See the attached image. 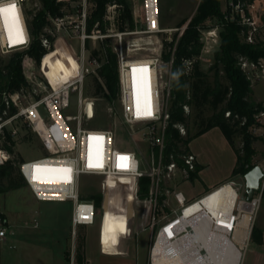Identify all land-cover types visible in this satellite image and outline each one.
Returning a JSON list of instances; mask_svg holds the SVG:
<instances>
[{
	"label": "built area",
	"instance_id": "obj_1",
	"mask_svg": "<svg viewBox=\"0 0 264 264\" xmlns=\"http://www.w3.org/2000/svg\"><path fill=\"white\" fill-rule=\"evenodd\" d=\"M9 1L15 0H0V4ZM17 1L20 3L17 9L21 12L25 0ZM140 5L139 9L132 11L134 30L124 33L112 30L106 35L94 30L87 33L86 21L93 7L88 0H77L71 14L55 18V31L47 32L55 39L60 33H65L70 24L76 23L75 39L79 45L75 58L76 73L73 78L52 84L42 66L37 69L30 58L24 57L22 70L27 85L17 93L4 94V105L7 108L12 106L16 111L4 120L0 118V137L7 130L16 141L18 131L13 124L21 120L36 135L44 155L19 162L18 174L36 201L72 203L70 223L73 230L98 222L103 234V210L108 186L111 183L123 184L129 208L126 224H136L138 232L150 234L148 264H243L260 196L255 193L247 200L244 190L245 198L239 199L240 188L231 180L193 199H188L179 190V185L190 182L197 174L198 161L189 150V144L178 154L166 150L171 62L164 64L158 51L150 56L129 57L123 42L126 36L162 35L171 30L160 26L158 0H141ZM233 9L239 15L240 23L248 27L246 42L253 43L257 30L254 19L246 16L237 6ZM114 15V6L107 7L105 19L112 22ZM225 19L232 20V13ZM187 23L176 29L178 38ZM107 37L115 39L113 51L117 57L119 117L134 151L118 146L114 127H91L95 117V98L85 96L84 85L87 78L96 74L100 63L89 56L85 42ZM206 38L201 55L211 48L210 42H216L212 30L207 31ZM29 43L28 30L27 42L23 46L10 47L2 43L0 37V57L23 52ZM42 44L48 46L45 39ZM259 61L241 60L239 63L250 83L260 78L259 73L264 74L262 66L258 69ZM163 66L168 69L165 78L162 75ZM133 69L137 71L133 73ZM36 70L42 78L37 76ZM132 77L138 81L136 96H133ZM146 95L150 98L151 115L145 114ZM73 98L76 100V113L64 114L71 107ZM90 104L93 105L92 112ZM108 109L111 113V108ZM183 111L187 116L191 109L184 105ZM228 115L225 113L226 117ZM260 116L264 117V111ZM175 128L181 136L186 135L184 126L176 125ZM96 137L102 139L96 140ZM136 141L141 148L137 147ZM10 156L0 146V165L11 160ZM121 156L127 159L121 161L118 159ZM97 163L102 166L96 167ZM118 164L124 167H118ZM36 166L47 170L37 173ZM65 168L71 169V172L60 171ZM83 176L99 179L102 198L99 208L92 200L81 196ZM144 178L147 179L146 190L141 197L139 181ZM31 227H38L35 219ZM13 235L11 226H7L0 214V242Z\"/></svg>",
	"mask_w": 264,
	"mask_h": 264
},
{
	"label": "trees",
	"instance_id": "obj_2",
	"mask_svg": "<svg viewBox=\"0 0 264 264\" xmlns=\"http://www.w3.org/2000/svg\"><path fill=\"white\" fill-rule=\"evenodd\" d=\"M34 1L37 5L25 10L30 37L27 50L12 54L5 63L0 61V118L2 120L14 115L16 111L12 106L7 108L4 105V94L17 93L27 85L22 70L23 58H30L37 69L42 65L43 60L53 52L55 41V38L47 31L54 32L53 20L71 14L74 9L71 5L76 2V0ZM255 1L257 0H228V9L224 12L221 8V0H201L182 35L178 38V34L174 33L169 40L168 37H164L161 41V60L164 64L171 62L169 123L165 135L167 152L178 154L181 148L187 149L193 139L213 128H218L236 155L232 177L243 176L254 167L252 159L255 150L252 145L258 138L253 136L249 129L258 127L256 117L264 111V104L252 100L251 83L239 66L241 60L254 63L264 60V45L259 42H246L248 27L240 23L239 15L233 9L237 6L246 16H249L248 7ZM89 2L93 7L86 21L87 33L94 30L106 35L110 30L116 33L134 30L132 7L128 0H89ZM109 6H114L115 11L112 22L105 19L106 9ZM231 12L233 19L226 20L225 17H229ZM212 18L220 22V42L218 50L213 53L211 66L207 71H203L200 68L203 48L200 36L202 31L210 29L206 22ZM186 21L187 19H182L176 27L181 28ZM111 38L100 40L95 49L89 48V40L85 42L89 56L96 58L100 63L96 74L91 76L93 87L91 97L101 98L110 106L118 99L117 57L113 51L114 44ZM43 39L47 41V47L43 46ZM184 105L189 106L193 111L192 124L196 127V131L190 134L187 130L186 135L181 136L175 126L187 127L191 117L184 114ZM225 113L229 115L226 117ZM23 127L27 132L22 139L28 141L31 139V133L29 129H26V125ZM235 138L241 139L239 148L234 144ZM0 146L12 154L15 141L7 130H4L3 137H0ZM21 161V159L8 160L0 165V193L25 186L17 169ZM4 181L6 184L3 183ZM146 182L145 178L139 181L141 197L146 190ZM84 199L92 200L98 208L101 205L100 194H91ZM250 239L261 244V229L253 226Z\"/></svg>",
	"mask_w": 264,
	"mask_h": 264
},
{
	"label": "rangeland",
	"instance_id": "obj_3",
	"mask_svg": "<svg viewBox=\"0 0 264 264\" xmlns=\"http://www.w3.org/2000/svg\"><path fill=\"white\" fill-rule=\"evenodd\" d=\"M200 1L201 0H158L160 26L164 30H171V32L153 36L135 35L124 37L123 42L126 55L129 57H144L154 55L157 51L161 53L162 39L164 37H171L177 29V24L182 19H187L186 23L189 22L193 18ZM128 3L132 7V11L139 9L141 6V0H128ZM76 4L77 0L72 3V8H74ZM36 5L37 3L34 0H26L23 4L25 23V10L31 9ZM253 5V8H248V13L254 19L257 28L253 36V43L259 42L264 45V0H257ZM221 8L224 12L227 11L228 0H221ZM206 25L211 28L208 30H212V32L215 33L214 39L216 42H210L209 44H212L211 48L209 45L206 46L207 49L209 47V50H205L203 55H201L200 68L203 71H207L211 66L213 53L218 50L220 42V22L212 18L206 22ZM76 30V23H72L68 26L65 33H60L54 41L53 52L43 61L48 77L54 78L56 83L66 78H73L76 73L77 65L75 64V58L79 53V45L75 39ZM207 31H204L200 36L203 47H205ZM99 42L100 40L96 39L89 40V48H97ZM111 42L114 44L115 39L111 38ZM10 56L11 55L2 56L0 57V61L5 63ZM50 60L51 63H48ZM59 62H65L67 64V70L65 72H62L58 67ZM258 64V69H261L262 66L261 71L264 70V60H260ZM167 73V67L163 66V78L166 77ZM36 74L42 78V75L38 73L37 70ZM259 75V79L251 81V98L256 102H258V100H264V74L261 75V73H259ZM92 91V79L89 77L84 85L85 96L91 98ZM109 107L112 110L111 113L108 109ZM94 110L95 117L91 122V127H114L118 146L123 149L134 151L133 144L127 138L125 131L126 127L120 120L118 103L116 102L110 106L101 98H95ZM75 113L76 100L73 98L71 107L64 114L74 115ZM192 113L193 111L191 110L189 113L191 117L188 120L187 127H184L185 132L187 133V130H189L190 134H194L196 131V127L192 124ZM256 122L259 124L258 127H251L249 129L252 135L258 138L252 145L255 150L252 163L254 166H259L262 171H264V117H261L260 114L257 115ZM13 125L17 128L18 135L16 137L13 152L10 156L11 160L21 159L22 161H30L42 157L44 155L42 146L28 125H26L23 120ZM25 125L26 129H29L31 133V139L28 141L22 139L23 135L27 132L23 127ZM7 128H10V126L7 125ZM196 139H198V137L193 139L192 143ZM234 144L239 148L241 146V139L235 138ZM136 145L138 148H141L138 141H136ZM198 146L197 143L195 147L198 148ZM193 148L194 143L191 144L190 149ZM217 155L219 157L220 154L217 153ZM220 162L221 160L216 157L213 161V166L220 167ZM230 180L235 182L237 188H240L238 194L239 199H244L243 176L238 175ZM3 183L6 184L5 181ZM210 187H204L201 183L195 181L185 186L183 192H198L199 190L202 192L209 191L212 188ZM261 188L262 192L258 193V196H260V203L254 218V227L264 222V180L261 182ZM80 192L83 198L91 194H100L99 179L83 176L81 178ZM118 195L127 196L126 190L122 189L121 184H110L108 187L107 199L115 198ZM111 206L119 207L118 205ZM71 208V202H38L33 198L26 186L17 190L0 193V214L2 218L6 220L7 226H11V230L14 231L13 236L7 237L5 242H0V264H69L67 257L68 252L71 251L72 241L77 240L78 236H80V232H78L76 228L73 230L70 223ZM34 219L38 222V227L36 229L31 227V223ZM148 234L149 232L147 235ZM262 263H264V237H262L261 244L250 239L243 264Z\"/></svg>",
	"mask_w": 264,
	"mask_h": 264
},
{
	"label": "crops",
	"instance_id": "obj_4",
	"mask_svg": "<svg viewBox=\"0 0 264 264\" xmlns=\"http://www.w3.org/2000/svg\"><path fill=\"white\" fill-rule=\"evenodd\" d=\"M258 102L264 104V100ZM193 143L194 148L190 149ZM193 143H189V150L197 158L198 172L190 182L179 185L180 191L195 181L204 187L214 188L233 178L231 173L236 155L218 128L200 135ZM195 143H198V148ZM217 153L221 156L218 157ZM216 157L221 160L220 167L213 166ZM204 192L183 193L188 199H193ZM128 215V209L105 204L103 234L98 222L91 226H78L76 229L80 236L72 241L67 257L69 264H148L150 234L138 232L136 224H126ZM257 228L261 229L264 237V222Z\"/></svg>",
	"mask_w": 264,
	"mask_h": 264
},
{
	"label": "bare ground",
	"instance_id": "obj_5",
	"mask_svg": "<svg viewBox=\"0 0 264 264\" xmlns=\"http://www.w3.org/2000/svg\"><path fill=\"white\" fill-rule=\"evenodd\" d=\"M13 2L16 4V7L20 6L19 1L15 0V1H9V2H6V3L0 4V7H6V6H8V4L13 3ZM17 10H18V16H19V20H20V26L22 28L23 37H24V40H23L22 43H18V44L10 43L8 32L5 30V27H4V21H3L2 18H0V37H1V41H2V43L6 44V45H9L10 47L23 46L27 42V27H26V23H25V20H24L25 18L23 16V10H21V12H20L19 9H17ZM48 63H51V60L48 61ZM41 66L43 68L44 73L48 77V74L45 71L44 63H42ZM58 67L60 68V70L62 72H65L67 70V64L65 62H59L58 63ZM48 79L50 80V82H52V84H56V81H55L54 78L48 77ZM137 85H138V81L134 77H132L133 96L137 95ZM93 105H94V102H93ZM93 105L90 104L91 112H92V106ZM94 112H95V110H94ZM109 186H110V184H109ZM121 186H122V189H125L123 184H121ZM224 191H226V189H224ZM231 192L233 193V191H231ZM127 198H128V196L118 195L115 198H108L106 200V204L107 205H118L121 208L129 210L128 204H127V200H128ZM247 222H248V218H246V220H245L246 224H247Z\"/></svg>",
	"mask_w": 264,
	"mask_h": 264
},
{
	"label": "snow or ice",
	"instance_id": "obj_6",
	"mask_svg": "<svg viewBox=\"0 0 264 264\" xmlns=\"http://www.w3.org/2000/svg\"><path fill=\"white\" fill-rule=\"evenodd\" d=\"M0 18H2L4 21V27H5V30L8 32L10 43H14V44L22 43L24 40V37H23L22 28L20 26L18 10L14 2L8 4V6L6 7H0ZM136 71L137 69H133V73H135ZM145 103H146L145 114L151 115L150 98H148L147 95H146ZM138 115H139V112H138ZM95 139L100 140L102 139V137H96ZM118 159L123 161L127 158L121 156ZM89 166L91 167L92 165L90 164ZM101 166L102 165L100 163H97L96 165V167H101ZM118 167H124V165L118 164ZM35 170L37 173H39L41 171H46L47 169H41L39 166H36ZM60 171L64 173H70L71 169L65 168V169H61Z\"/></svg>",
	"mask_w": 264,
	"mask_h": 264
},
{
	"label": "water",
	"instance_id": "obj_7",
	"mask_svg": "<svg viewBox=\"0 0 264 264\" xmlns=\"http://www.w3.org/2000/svg\"><path fill=\"white\" fill-rule=\"evenodd\" d=\"M246 199L250 200L255 193H261V182L264 180V171L259 166H254L243 175Z\"/></svg>",
	"mask_w": 264,
	"mask_h": 264
}]
</instances>
